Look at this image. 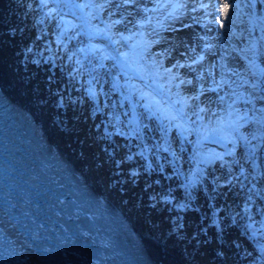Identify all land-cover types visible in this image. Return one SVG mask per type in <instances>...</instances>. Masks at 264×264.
<instances>
[{
	"label": "rangeland",
	"instance_id": "rangeland-1",
	"mask_svg": "<svg viewBox=\"0 0 264 264\" xmlns=\"http://www.w3.org/2000/svg\"><path fill=\"white\" fill-rule=\"evenodd\" d=\"M33 1L37 5L29 10L36 12L31 14L35 26L46 30L56 22L54 44L72 46L78 68L87 72L89 85L84 91L92 98L94 115H100L108 128L105 140L116 147L117 139H122L120 151L128 153L123 156H130L129 162L141 161L144 175L156 178L154 183L172 209L181 208L176 215L180 225L195 213L196 236L211 230L214 236L206 238L211 244L222 230L217 244L235 249L231 254L235 264H264V0H236L232 27L217 39L206 33L200 15L192 17L194 31L171 38L169 33L185 26L178 24L182 16L171 9L169 0ZM48 1L56 4L58 16L48 10ZM206 20L213 22L210 17ZM19 31L21 36L25 28L21 25ZM189 36L200 40L194 46ZM47 47L53 54L50 40ZM213 51L216 57L210 62ZM71 60L69 53L67 64ZM41 62L51 63L49 58ZM54 70L63 72L62 65ZM72 78L80 91L85 81L77 75ZM97 87L102 100L94 93ZM59 123L56 118L54 125L62 131L64 125ZM92 155L89 161L96 162ZM136 171L140 175V169ZM104 176L100 184L108 181L110 190L106 172ZM118 198L121 206H116L124 213L134 210L171 258L193 264L178 250L177 236L182 235L175 225L155 218L150 205H141L142 210L135 201L126 202L125 196ZM181 241L195 249L189 240ZM211 249L219 260L221 249Z\"/></svg>",
	"mask_w": 264,
	"mask_h": 264
},
{
	"label": "bare ground",
	"instance_id": "bare-ground-1",
	"mask_svg": "<svg viewBox=\"0 0 264 264\" xmlns=\"http://www.w3.org/2000/svg\"><path fill=\"white\" fill-rule=\"evenodd\" d=\"M169 1H171V9H176L178 3L184 5L176 12L182 16L178 24L187 25L184 30L178 29L169 33L171 38L181 36L188 29L194 31L195 27L191 24V20L194 19L192 17L200 15L204 24H207L206 33L217 39L221 31L231 29V17L235 16L238 9L236 0H200L202 1L200 3L196 0ZM47 3L48 10L58 16L60 13L56 10V4L52 1ZM212 3L215 4V8L209 10ZM32 5H37V1L0 0V113L3 114L0 115V125L5 124L6 130V137L1 140L2 144L6 143L7 146L8 141L10 145L18 140V144L24 146L25 156L37 159L33 165L28 163L30 167L27 173L37 178L43 177L47 183L52 184V192L57 193V200L46 196V203L41 207L48 211L50 206H54V202L58 201L62 204V210L66 211L70 208L71 211L68 212L72 224L83 228L82 235L86 234L91 238L97 250L93 255L100 258L98 262L101 264H184L179 258L170 257L169 250L158 236L150 232L144 226V222L141 221L142 224L144 223L143 226L140 224L137 215H134V210L128 208L127 213H124L119 209L121 204L118 196L123 198L125 196L126 202L135 201L140 209H142L141 205L145 207L150 205L151 214L157 216L155 218L165 219L167 224L175 225L173 228L177 234H181L185 242L189 240L196 249L183 244L182 237L178 234L180 236L178 250H183L193 264H235L233 260L235 258H231V254L235 252L234 248L228 250L225 246L219 247L217 238L211 244L206 242V238L214 236L211 230L206 235L202 233L195 235L199 230V219L195 213H189L180 225L177 216L181 208L176 212L172 209L171 203L163 197L159 185L154 183L156 178L150 179L144 175L141 161L129 162L123 156L127 152L122 154L124 152L122 147L120 151L122 139H117L116 147H112L105 140L104 133L108 128L102 125L100 115H94L92 98L84 91L89 85L86 82L87 72L78 68L72 46L58 47L54 44L51 35H54L56 22L51 23L46 30L35 26L32 15L34 16L36 12L33 14L29 10ZM193 8L196 10L193 11ZM208 17L213 22H208L206 20ZM21 25L25 28V32L18 36ZM10 33L15 34L14 38H11ZM193 33L196 36V32ZM189 37L188 40L194 43V46L196 41L200 40L198 37L197 40ZM48 40L51 42L53 54L47 52ZM63 48L66 50L63 51ZM216 51L209 53L210 62L214 61L213 56ZM69 53L72 54V60L67 64ZM43 58H49L51 63L41 62ZM55 65L57 67L62 65L63 72L53 71ZM72 75H77L85 81L80 91L77 90ZM94 93L99 100H102L103 94L98 87L95 88ZM40 94L44 97V99L41 97L42 103L39 100ZM103 108L108 116V109ZM56 118L62 127L64 125L62 131L54 125ZM99 125H102L101 129ZM105 149L107 152L104 151ZM112 150L115 154L114 158L108 156V152ZM91 154L95 156L94 158L107 161L105 166L101 169L97 168L96 162L89 161ZM115 161L121 162L118 170ZM136 168L140 169V175L133 178L130 172L136 171ZM105 172L110 180V190L107 188L108 181L105 185L100 184V181L103 182L102 176ZM121 186L125 188L123 192H120ZM60 190L67 195L68 202H61L64 195L58 193ZM5 208L0 198V227L11 237L15 251L23 255L27 263L43 264L35 251L38 238L27 237L34 231L27 232L29 226L23 221L16 222L15 217L8 215ZM51 210L56 212L54 207ZM67 228H70L69 224ZM39 239L41 240V236ZM211 248L216 250L215 252L221 249L223 254L219 260L215 258L218 255L212 254ZM28 253L36 257L32 258ZM87 263L93 264L89 260Z\"/></svg>",
	"mask_w": 264,
	"mask_h": 264
},
{
	"label": "snow or ice",
	"instance_id": "snow-or-ice-1",
	"mask_svg": "<svg viewBox=\"0 0 264 264\" xmlns=\"http://www.w3.org/2000/svg\"><path fill=\"white\" fill-rule=\"evenodd\" d=\"M124 2H125V3H134V0H124ZM182 7H184V5L178 3V5H177L176 9H174V11H178L179 8H182ZM195 10H196V9L193 8V11H195ZM169 15L172 16L173 13H169ZM185 26H187V25H185ZM199 59L202 60L203 57L201 56ZM197 62H198L197 60H195V59L193 60V63H197ZM181 67H183V65H181ZM180 83H184V81H180ZM61 106H62V105H61ZM201 111H203V109H201ZM104 151L107 152V149H105ZM111 155H112V153L108 152V156L111 157ZM127 159L130 160L131 157L129 156V157H127ZM106 162H107V161H105V160H100L99 158H97V160H96L97 167H98V168H103V167L105 166V163H106ZM120 164H121L120 161H115V165H116L117 170L119 169ZM117 175H119V172H118V171H117ZM138 175H139V173L136 172V171H132V172H130V176L133 177V178H136ZM133 182L135 183V179H133ZM153 199H154V198H153ZM154 206H155V205H153V207H154ZM177 239H179L178 236H177ZM221 240H222V230L217 232V242L219 243ZM218 254H219V253H218Z\"/></svg>",
	"mask_w": 264,
	"mask_h": 264
},
{
	"label": "built area",
	"instance_id": "built-area-1",
	"mask_svg": "<svg viewBox=\"0 0 264 264\" xmlns=\"http://www.w3.org/2000/svg\"><path fill=\"white\" fill-rule=\"evenodd\" d=\"M228 203H230V202H228ZM230 205V204H229ZM231 207V206H230ZM229 209V208H228ZM261 258H262V256H261Z\"/></svg>",
	"mask_w": 264,
	"mask_h": 264
},
{
	"label": "water",
	"instance_id": "water-1",
	"mask_svg": "<svg viewBox=\"0 0 264 264\" xmlns=\"http://www.w3.org/2000/svg\"><path fill=\"white\" fill-rule=\"evenodd\" d=\"M1 7H2V4H1ZM3 8V7H2ZM31 226H33L32 224H31Z\"/></svg>",
	"mask_w": 264,
	"mask_h": 264
}]
</instances>
